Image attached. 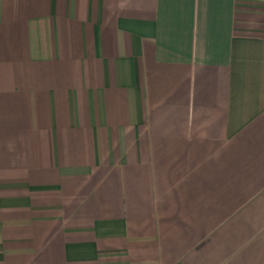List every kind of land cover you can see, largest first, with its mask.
I'll return each instance as SVG.
<instances>
[{"label":"crops","instance_id":"obj_1","mask_svg":"<svg viewBox=\"0 0 264 264\" xmlns=\"http://www.w3.org/2000/svg\"><path fill=\"white\" fill-rule=\"evenodd\" d=\"M0 264H264V0H0Z\"/></svg>","mask_w":264,"mask_h":264}]
</instances>
